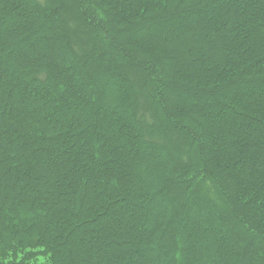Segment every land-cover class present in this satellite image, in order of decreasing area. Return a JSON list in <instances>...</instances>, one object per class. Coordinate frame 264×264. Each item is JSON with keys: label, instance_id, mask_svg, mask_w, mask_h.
Here are the masks:
<instances>
[{"label": "trees", "instance_id": "16d2710c", "mask_svg": "<svg viewBox=\"0 0 264 264\" xmlns=\"http://www.w3.org/2000/svg\"><path fill=\"white\" fill-rule=\"evenodd\" d=\"M0 264H264V0H0Z\"/></svg>", "mask_w": 264, "mask_h": 264}]
</instances>
